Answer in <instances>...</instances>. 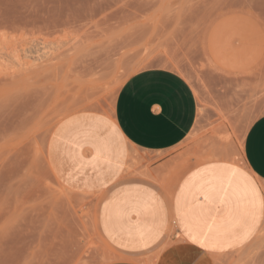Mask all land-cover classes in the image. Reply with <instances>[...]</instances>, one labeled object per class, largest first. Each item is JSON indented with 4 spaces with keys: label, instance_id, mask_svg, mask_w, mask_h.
<instances>
[{
    "label": "rangeland",
    "instance_id": "374dc122",
    "mask_svg": "<svg viewBox=\"0 0 264 264\" xmlns=\"http://www.w3.org/2000/svg\"><path fill=\"white\" fill-rule=\"evenodd\" d=\"M155 68L183 76L199 102L160 166L112 126L120 89ZM262 115L264 0H0V264L119 260L104 233L111 170L170 199L212 163L244 169ZM262 251L264 217L227 264H258Z\"/></svg>",
    "mask_w": 264,
    "mask_h": 264
},
{
    "label": "crops",
    "instance_id": "0c3cea01",
    "mask_svg": "<svg viewBox=\"0 0 264 264\" xmlns=\"http://www.w3.org/2000/svg\"><path fill=\"white\" fill-rule=\"evenodd\" d=\"M146 78H162L165 86L150 91L143 87ZM159 100L167 107L163 114L152 111ZM198 116L199 102L190 83L175 71L155 68L134 74L120 89L112 126L122 143L159 157L160 166L174 157L170 152L193 131ZM262 127L264 115L245 134L244 169L222 160L212 163L184 178L170 199L146 178L123 181L121 172L109 166L115 182L104 233L121 257L109 264H175L178 252L185 264H227V256L252 239L264 217ZM250 133L256 145L251 155L245 150Z\"/></svg>",
    "mask_w": 264,
    "mask_h": 264
},
{
    "label": "snow or ice",
    "instance_id": "6c2138e0",
    "mask_svg": "<svg viewBox=\"0 0 264 264\" xmlns=\"http://www.w3.org/2000/svg\"><path fill=\"white\" fill-rule=\"evenodd\" d=\"M158 76L162 77V74H158ZM136 82L134 81L132 85L130 86H135ZM164 82L163 79H152V78H146L143 87L150 91H160L164 88ZM152 111L153 112H158L163 114L164 112L167 111L166 105H164L163 100L159 101H154L152 105ZM162 118V117H161ZM260 150L262 153H264V127L260 129ZM255 141H254V133H250V138L249 141H246L245 143V150L246 153L251 155L253 150L255 149ZM254 226V225H253ZM251 228L249 229L248 233H245L243 237L240 238L241 242L245 239H247V236L250 234ZM188 239L191 240L192 243H196V239L189 234ZM175 264H185V261L182 258V252H178L175 254ZM258 264H264V251L261 253V258Z\"/></svg>",
    "mask_w": 264,
    "mask_h": 264
}]
</instances>
